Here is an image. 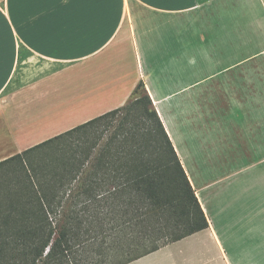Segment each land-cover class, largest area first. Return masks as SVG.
I'll use <instances>...</instances> for the list:
<instances>
[{
  "label": "crops",
  "instance_id": "1",
  "mask_svg": "<svg viewBox=\"0 0 264 264\" xmlns=\"http://www.w3.org/2000/svg\"><path fill=\"white\" fill-rule=\"evenodd\" d=\"M263 33L264 0H0V111L16 114L18 100L20 114L35 116L26 110L29 100L35 107L42 98L64 95L62 106L55 99L46 103L65 116L46 132L52 133L70 123L73 106L77 110L78 123L25 149L123 105L141 81L208 226L126 264H152L158 255L167 256L165 264H231L212 208L226 174L210 173L212 164L225 160V148L229 155L231 100L243 111L236 127L240 145L250 151L254 140L258 158L251 163L264 161L263 112L253 116L252 108L264 96L263 64L246 65L264 48L230 59L231 51L253 49L255 36ZM38 61L50 66L35 72ZM198 238L206 246L195 252L206 250L209 259H196L182 245L177 253L168 250Z\"/></svg>",
  "mask_w": 264,
  "mask_h": 264
},
{
  "label": "trees",
  "instance_id": "2",
  "mask_svg": "<svg viewBox=\"0 0 264 264\" xmlns=\"http://www.w3.org/2000/svg\"><path fill=\"white\" fill-rule=\"evenodd\" d=\"M132 95L0 160V264H126L208 226L141 81Z\"/></svg>",
  "mask_w": 264,
  "mask_h": 264
},
{
  "label": "rangeland",
  "instance_id": "3",
  "mask_svg": "<svg viewBox=\"0 0 264 264\" xmlns=\"http://www.w3.org/2000/svg\"><path fill=\"white\" fill-rule=\"evenodd\" d=\"M262 48H264V33L255 36V45L253 49H245L240 52L231 51L230 59L232 61L238 57L245 55L249 56L259 52ZM250 63H262V74L264 76V53L251 59L246 65ZM48 66L50 65L38 61L33 67H35V72H44L45 68ZM141 91V89H138L137 95H140ZM54 99L50 98L46 100L42 98L35 107H33L36 105L34 100H29L30 103L28 104L30 107L26 110L35 113V116H23V114H20L17 105H20L21 101L18 100L14 102L15 109H13V111L16 114H4L0 111V159L50 134H54L61 129H66L68 126L78 123L79 119L73 118L77 117L74 115L77 110H75L73 106L70 114L72 118L70 123L53 130L52 133L51 131L50 133H46L55 126L53 123L59 124L64 116L62 112L50 111L49 109L51 108L46 106L48 102L52 104L53 100L54 102L61 103L60 105L62 106L64 103V95L58 94V97ZM1 101L4 102V100ZM235 101L237 102V100ZM235 101L231 100L232 105L229 120L231 121L229 124L231 127V143L229 145V155H227V148H225V160L221 161V163L212 164L213 169L212 173H210L222 172V175L226 174V176L219 180L221 181L218 187L220 192L215 198L216 202L212 204L215 213V227L216 231L219 233L220 239L223 241L222 243H224L229 250L228 259L229 262L231 261V264H264V161L261 163H251L253 157L258 158V156H253L256 150V147H254V140L250 142V151L247 146L242 148L240 145V138L236 131V127L242 124L243 111L238 102L236 103ZM259 103L260 104L257 105L258 108L255 106L252 107L255 111L253 116H255V114L262 115L263 112L262 117L264 118V96L260 99ZM261 106L262 111H259ZM2 110L4 111L5 108H2ZM49 111L50 114L48 113ZM82 111H79L78 114H81ZM33 113L31 115H34ZM47 116L50 117V123H48L50 125L46 122ZM28 117L29 120L31 117H37L38 120L37 122L35 121V123H30L27 121ZM68 121L69 119L67 117L64 119L63 123H67ZM262 147V150H264V144ZM245 150L248 151L249 155H252L250 157L248 154L245 155ZM259 150L261 151V149ZM228 158L229 162H227ZM201 241L200 238L185 240L181 242V244H173L168 250L172 253H177L178 246L182 245L187 248V253L193 255L196 259H209L210 254L208 251L204 250L202 253L195 252L197 248L206 246V243ZM208 246L209 245H207L206 248H208ZM166 257L167 256L158 255L152 261V264H165L167 262L165 260ZM133 264H146V262L143 260Z\"/></svg>",
  "mask_w": 264,
  "mask_h": 264
},
{
  "label": "snow or ice",
  "instance_id": "4",
  "mask_svg": "<svg viewBox=\"0 0 264 264\" xmlns=\"http://www.w3.org/2000/svg\"><path fill=\"white\" fill-rule=\"evenodd\" d=\"M40 3H55L57 0H39ZM95 2L99 3L102 2V0H95Z\"/></svg>",
  "mask_w": 264,
  "mask_h": 264
}]
</instances>
